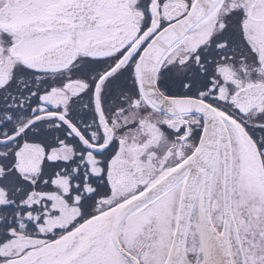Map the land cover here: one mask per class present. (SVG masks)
Returning a JSON list of instances; mask_svg holds the SVG:
<instances>
[{"label":"snow or ice","instance_id":"1","mask_svg":"<svg viewBox=\"0 0 264 264\" xmlns=\"http://www.w3.org/2000/svg\"><path fill=\"white\" fill-rule=\"evenodd\" d=\"M0 264H264V0H0Z\"/></svg>","mask_w":264,"mask_h":264}]
</instances>
